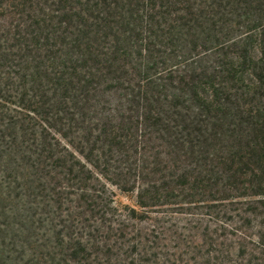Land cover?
<instances>
[{
	"label": "trees",
	"instance_id": "trees-1",
	"mask_svg": "<svg viewBox=\"0 0 264 264\" xmlns=\"http://www.w3.org/2000/svg\"><path fill=\"white\" fill-rule=\"evenodd\" d=\"M0 264H264V0H0Z\"/></svg>",
	"mask_w": 264,
	"mask_h": 264
},
{
	"label": "rangeland",
	"instance_id": "rangeland-1",
	"mask_svg": "<svg viewBox=\"0 0 264 264\" xmlns=\"http://www.w3.org/2000/svg\"><path fill=\"white\" fill-rule=\"evenodd\" d=\"M121 200L125 201V202H128V199L125 198L123 195L121 196Z\"/></svg>",
	"mask_w": 264,
	"mask_h": 264
}]
</instances>
